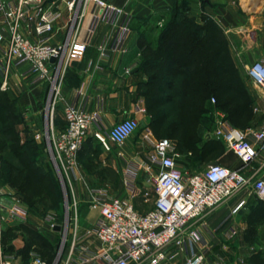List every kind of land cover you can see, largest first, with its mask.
<instances>
[{
	"label": "built area",
	"instance_id": "built-area-1",
	"mask_svg": "<svg viewBox=\"0 0 264 264\" xmlns=\"http://www.w3.org/2000/svg\"><path fill=\"white\" fill-rule=\"evenodd\" d=\"M57 1L66 2L71 16L63 40L52 43L55 23L63 14ZM0 12L10 29L8 46L0 58L1 89H9L12 65L26 64L30 73L49 85L45 109L54 106L60 98L67 68L85 55L96 26L104 23L112 29L110 41L103 40L98 45L104 58L111 53L126 52L133 19L129 9L107 0H54L49 4L45 0H10L0 3ZM87 13L90 23L81 38ZM22 26L34 35L23 33ZM247 75L264 94V57L247 66ZM216 114L217 127L207 135L222 140L242 161L243 167H248L259 151L264 150V120L259 127L241 129L224 119L223 112ZM64 118L66 127L53 134L51 153L60 172L70 181L78 166L79 151L89 136L110 149L111 141L121 145L139 128L138 119L125 118L104 130L97 111L87 112L72 102L65 104ZM143 139L151 146L146 158L140 162L129 161L124 169L129 198L109 196L105 188L91 191L90 206L100 215L95 234L103 247L102 259L106 264H170L182 254L180 264H228L223 258H211L210 248L202 243L203 236L193 224L208 210L249 189L264 200V177L253 180L241 168L220 163H210L200 171L189 173L178 167L180 154L169 138L155 139L147 129ZM141 169L154 182L156 192L154 207L144 213L133 202L137 197L150 196L148 190L138 185ZM20 203L18 198L5 196L0 188V221L5 208L25 220L27 211ZM243 203L242 198L233 211ZM194 244L202 246L196 250ZM31 254L35 258L33 264H47L38 253ZM15 260L16 255L4 249L0 224V264H15Z\"/></svg>",
	"mask_w": 264,
	"mask_h": 264
},
{
	"label": "crops",
	"instance_id": "crops-1",
	"mask_svg": "<svg viewBox=\"0 0 264 264\" xmlns=\"http://www.w3.org/2000/svg\"><path fill=\"white\" fill-rule=\"evenodd\" d=\"M2 1L10 0H0V3ZM52 1L54 0H45V3L49 4ZM107 1L117 6L126 7L133 15L127 50L123 54L111 53L108 57L102 58L98 45L103 40H106L107 43L110 41L112 29L104 23H99L92 33L85 55L72 61L68 66L61 86L60 99L64 106L66 103L72 102L87 112L97 111L101 119V127L104 130L125 118H136L142 132L138 135L137 143L128 148H122V150L115 152L111 147L110 149L101 147L103 157L100 158L99 166L87 167L82 160L83 157H79L78 154L80 164L73 175L75 199L79 203L74 212L75 215L74 217L72 215L71 220L67 221L61 229L54 226L55 233L51 236L43 233L55 247L56 255L52 264H106L100 256L103 247L95 234L96 223L100 215L98 210L92 209L90 206L91 191L96 188H105L109 196L129 198V193L124 184V169L127 163L144 160L151 150L150 144L143 139V133L147 129L152 132L155 139H160L155 136L149 126L151 117L147 112L145 97L139 88L141 82L148 80V76L142 68L143 56L139 38L145 35L155 43L159 29L162 27L161 24L157 26L162 19H160L162 17L160 14H164L166 7L169 8L170 0ZM247 1L207 0L203 8L204 12L214 18L224 29L229 38L235 61L240 70L243 71L254 98L253 108L255 109L257 106L261 107L262 102L264 103V94L246 73L249 64L264 57L261 34L264 16L263 9L257 10L262 0L251 1L249 6H256L253 12L248 10L249 7L248 9L245 8ZM57 3L63 14L55 23L51 38L52 43H59L63 40L68 32L67 22L71 16L65 1H57ZM89 23L90 14L87 13L80 34L81 38ZM21 31L30 36L34 35L26 26H22ZM9 35L10 29L5 16L0 12V58L8 46ZM9 84L8 91L16 97L20 110L24 111L28 108L31 111V121L38 118L42 112V100L49 91L48 83L39 80L30 73L28 65L13 64ZM61 112L63 121L62 125L58 127V131L66 127L64 111ZM261 112L264 111L259 113L261 120L248 127H259L262 124L264 113ZM204 135H207V130ZM111 144L119 146L112 141L110 146ZM93 146H96V141L93 142ZM175 149L178 151L176 146ZM178 152L180 157H183V163H179L181 159L178 158V167L189 173L200 171L213 161H218L228 167L241 168L242 173L253 180L257 177H264V150L259 151L258 156L248 167H243L242 161L226 144L225 150L220 156L213 161L200 165L199 168H195L196 164L193 158L187 159L186 153ZM188 154L191 155V151ZM138 185L150 193L148 198L140 196L133 200L135 207L144 213L154 207L156 200L155 184L149 179V175L144 169L139 172ZM151 188L154 190V196ZM254 196L257 195L249 189L246 193L236 195L225 203L208 210L205 216L193 224V227H196L203 236L202 243L210 248L211 258H223L228 264H247L253 253L262 251L264 255V220L257 227L253 241H247L244 236L248 228L247 215L250 211V204L255 202H252ZM242 198L244 203L233 211V207ZM20 205L27 211L26 219L21 220L14 215L10 217L7 212H3L1 214L2 221H0L2 231L5 226L15 224L18 227L21 223H29L34 227L38 226L36 228L40 229V225L32 220V210L22 202ZM5 223L6 225H4ZM18 230L22 234L11 239L9 244L13 245L14 248L9 253L16 255L15 264H33L35 258L31 252H38L31 249L27 258L22 256L19 251L25 246L26 235L19 227ZM56 242H59L58 248ZM192 246L198 250L202 244ZM183 258L181 254L177 260L170 264H180Z\"/></svg>",
	"mask_w": 264,
	"mask_h": 264
},
{
	"label": "trees",
	"instance_id": "trees-1",
	"mask_svg": "<svg viewBox=\"0 0 264 264\" xmlns=\"http://www.w3.org/2000/svg\"><path fill=\"white\" fill-rule=\"evenodd\" d=\"M174 2L155 43L145 35L139 38L142 68L148 76L139 88L145 97L151 117L149 126L155 136L176 139L178 151L186 153L187 159L193 158L195 164L203 165L215 160L225 150L222 140L201 135L200 124L207 111V100L214 98L217 107L229 117V122L234 125L231 119L237 126L245 125L244 120L252 114L255 101L224 29L207 13L200 15L202 22L198 23L185 0ZM1 83L0 77V158L4 160L2 148L7 147L27 166L24 169V165L7 162V171L1 173V179L17 190L30 209H37L34 186L53 184L54 175L36 161L40 145L29 137L21 141L18 129L23 122L21 110L16 97L8 90H2ZM94 141L97 146H104L89 136L79 151V157H83L89 168L90 156L98 154ZM252 202L244 235L247 241L254 240L257 227L264 220V200L254 196ZM18 227L26 235L25 246L19 251L22 256L27 258L29 251L35 249L47 264H52L56 255L53 243L29 223H21ZM3 245L7 252L14 248L4 241ZM247 264H264L262 251L253 253Z\"/></svg>",
	"mask_w": 264,
	"mask_h": 264
},
{
	"label": "rangeland",
	"instance_id": "rangeland-1",
	"mask_svg": "<svg viewBox=\"0 0 264 264\" xmlns=\"http://www.w3.org/2000/svg\"><path fill=\"white\" fill-rule=\"evenodd\" d=\"M175 0H170L169 8L166 7V11L163 12L164 14L162 17H160V22L157 26H160V24L163 26L165 22V16H169V14L172 12L174 8V2ZM181 1V0H180ZM189 7L192 8L191 13L195 16L196 21L198 23L202 22V19L200 15L204 12V1L205 0H185ZM207 1V0H206ZM252 0L247 1V5L245 6L246 9L249 7V11L253 12L254 9L256 8L255 5L249 6ZM261 5L257 7V10L263 9V16H264V0L261 1ZM170 12V13H169ZM262 34V39H263V47H264V22H263V27L261 30ZM243 73V71H241ZM247 75V73H246ZM6 91V90H4ZM48 93L44 96L42 103V112L39 115L38 118H35V120L31 121V111L26 108L24 111L21 110L22 113V119L23 122L18 126L20 135H21V141L24 142L27 137L34 139L39 145H40V153L39 155H36V161L42 165H45V169H50L52 171V174L54 175V183L50 184H35L34 186V191L37 193V204L36 207L37 209H31L33 214H32V220L40 225L39 231L44 233L45 235L51 236L53 233H55V228L54 226H60L62 227L67 221L71 220V216L75 215V210L77 206L79 205L78 201L75 199V194H74V183L75 179L72 180L71 176V181L70 179L66 176L63 175L60 172V169L57 167L55 164L52 153H51V148H52V137L53 134L58 132V127L62 125V112L64 111V104L62 103V100L59 98L57 99L56 103L54 106H51L47 109H45L46 101L48 99ZM46 99V100H45ZM255 107L253 108L252 114L244 120L245 125L244 126H237L236 123L230 119V121L236 125L238 128H246L247 125H255L259 120H261V117H259L260 111H264V103L262 102L261 107ZM258 108V110H257ZM217 111L224 112L223 110L219 109L215 102H213L211 99L207 100V111L203 120L202 124H200V130H201V135H204V133L207 130L208 132L213 131L217 127ZM225 113V112H224ZM264 113V112H261ZM229 117L225 113L224 119L229 121ZM2 124L1 121V116H0V126ZM142 129H138L134 134H132L126 141L125 143L121 145H112L111 144V149L115 152L122 150V148H128L131 145H135L137 141L139 140V133L141 134ZM173 145L176 146L177 148V140L174 138H169ZM96 149L97 153L95 155L90 156V164L91 166H99L98 163L100 161V158L103 157L102 153L100 150H102L101 147L97 146L96 144ZM101 148V149H100ZM2 154L4 156V160L0 158V188L2 190V193L9 197V198H18L21 200L22 203H24L18 194L17 190L12 187L7 180L1 179V173L3 174L5 171H7V162L8 163H13L14 165H24V169L27 168L25 163L21 161L17 156H15L11 150H9L7 147L2 148ZM181 160H179V163H183V157H180ZM80 164V161L78 159V166ZM199 164L197 163L195 168H199ZM78 168V167H77ZM201 168V167H200ZM57 192L55 193L54 191ZM152 195L154 196V190L151 188ZM42 195V198H39L38 196ZM39 198V201H38ZM77 205H76V204ZM25 204V203H24ZM27 205V204H25ZM71 208V209H70ZM3 212H7L10 217H13L11 212L8 209H3L1 211V214ZM3 219V217H2ZM5 219V218H4ZM6 220V219H5ZM2 221V220H1ZM8 221V220H6ZM3 223V222H2ZM54 224V226H53ZM6 225V223L4 224ZM38 227V226H36ZM264 229V226H263ZM20 234H22L21 231L18 230V227L15 226V224H10L9 226H5V229L2 231V237L3 241L5 243L11 242V239L14 237H18ZM56 247H59V242H56ZM37 251V250H36ZM39 256H41V253L37 251ZM42 258V256H41Z\"/></svg>",
	"mask_w": 264,
	"mask_h": 264
},
{
	"label": "water",
	"instance_id": "water-1",
	"mask_svg": "<svg viewBox=\"0 0 264 264\" xmlns=\"http://www.w3.org/2000/svg\"><path fill=\"white\" fill-rule=\"evenodd\" d=\"M51 61H54V58H52ZM216 163H219V162H218V161H213V162H212V164H216ZM56 228H57V229H61L60 226H57Z\"/></svg>",
	"mask_w": 264,
	"mask_h": 264
}]
</instances>
